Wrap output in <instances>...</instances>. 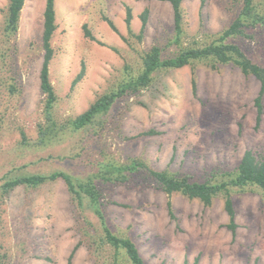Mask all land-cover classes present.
I'll list each match as a JSON object with an SVG mask.
<instances>
[{"label":"rangeland","instance_id":"1","mask_svg":"<svg viewBox=\"0 0 264 264\" xmlns=\"http://www.w3.org/2000/svg\"><path fill=\"white\" fill-rule=\"evenodd\" d=\"M242 1L183 0L184 45L211 43L237 18ZM254 4L264 15V0ZM8 5L9 0H0V264H129L123 252L117 262L113 248L101 247L98 215L86 203L77 205L62 179L4 194L6 181L54 172L86 181L100 162L125 165L136 159L157 171L218 184L227 181L225 172L235 171L247 150L264 157V95L258 127L255 106L260 81L233 64L202 62L156 72L149 87L119 98L92 125L61 132L39 146V127L47 123L40 84L46 0L25 1L14 36L5 31ZM126 6L132 9L131 30ZM147 9L139 40L140 16ZM55 10L49 69L59 125L136 77L142 56L155 45L164 47L166 57L177 52L170 42L174 15L168 2L55 0ZM85 26L95 41L86 37ZM231 42L264 67V27ZM82 70L84 76L74 83ZM96 182L105 223L135 243L144 264H264V191L259 187L230 189L233 233L222 195L205 206L179 193L168 196L138 175L126 183Z\"/></svg>","mask_w":264,"mask_h":264},{"label":"trees","instance_id":"2","mask_svg":"<svg viewBox=\"0 0 264 264\" xmlns=\"http://www.w3.org/2000/svg\"><path fill=\"white\" fill-rule=\"evenodd\" d=\"M26 0H9L6 14L5 31L8 36L17 34L22 9ZM168 2L173 8L174 15V33L170 39L171 46L176 47L177 52L173 56L166 57L165 49L160 45H155L145 55L142 56V67L136 77L124 79L118 87L98 98L91 107L77 116L70 119L66 124L59 125L53 118V109L58 100L54 86L50 79V63L54 56V49L51 45L52 38L57 29L55 0H46L43 23V49L44 60L40 72L41 90L45 96L44 113L47 118L45 126L39 127L38 145L44 146L58 138L59 133L65 131L79 132L80 130L92 125L97 117L106 115L117 100L125 95H136L143 89L149 87L154 81V75L160 70L180 69L185 66L202 62L212 65L233 64L240 68L246 76H254L261 83L260 95L255 100V106L258 110L256 119L257 127L261 123L263 113V95H264V67L254 63L249 59L241 47L231 42L236 37L247 36V31L251 28L264 27V15L258 12L255 7V0H243L240 6V12L232 24L223 32L218 33L213 41L208 44L195 42L193 45L185 46L183 42L184 34V12L183 0H157ZM126 24L131 30L132 9L126 6ZM149 10H145L140 19L142 26L140 33L136 36L139 40L144 37L148 23ZM111 29L117 33L118 30L112 20L106 18ZM129 30V31H130ZM85 35L87 38L95 41L94 36L85 26ZM123 40H127L123 37ZM166 48V47H165ZM211 62V63H210ZM84 76V70L79 73L74 81L77 83ZM148 132L147 134H151ZM24 143H27L24 134ZM99 169L86 181H80L66 172H54L51 174H33L19 176L6 181L3 186V193L9 194L19 186L28 188H38L48 182L62 179L77 205L87 204L100 219L103 228L101 237V247L109 245L115 250L114 259L118 262V256L123 252L129 264H144L139 250L135 243L127 238L114 234L105 223L102 208V195L98 187L97 180L100 182H121L126 183L132 175H138L149 183L171 196L175 193L182 194L189 199H199L205 206H210L218 195L224 197L225 211L230 217L227 225L233 233L237 229L235 223V209L231 198L230 189H246L248 187L261 188L264 191V157L258 158L251 150L244 153L240 163L233 172H225L224 177L227 181L213 184L209 181L198 182L190 176H180L168 170L157 171L151 169L142 160H131L128 164L116 165L111 162H100ZM171 210V203L168 204ZM171 212V211H170ZM106 224V225H105ZM76 246L71 253L72 260ZM198 259L196 260L197 263Z\"/></svg>","mask_w":264,"mask_h":264}]
</instances>
